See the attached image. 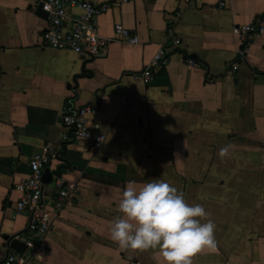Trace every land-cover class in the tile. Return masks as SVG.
<instances>
[{"label": "crops", "instance_id": "crops-1", "mask_svg": "<svg viewBox=\"0 0 264 264\" xmlns=\"http://www.w3.org/2000/svg\"><path fill=\"white\" fill-rule=\"evenodd\" d=\"M90 1L110 3L98 18L108 42L83 57L41 39L40 0H0V264L30 251V215L16 207L15 184L45 145L58 149L50 169L74 192L51 205L45 246L27 264H157L153 250L120 248L109 232L126 182L152 179L215 222L216 247L192 264H264V32L248 48L234 32L260 21L264 0ZM116 23L139 41L117 38ZM158 53L165 65H153ZM79 107L91 108L93 132L105 135L98 148L63 121Z\"/></svg>", "mask_w": 264, "mask_h": 264}, {"label": "built area", "instance_id": "built-area-1", "mask_svg": "<svg viewBox=\"0 0 264 264\" xmlns=\"http://www.w3.org/2000/svg\"><path fill=\"white\" fill-rule=\"evenodd\" d=\"M40 3L43 4V10L48 13V23L42 30L41 39L50 47L67 49L80 56L91 57L98 55L101 48L108 42L100 33L98 18L109 10V2L40 0ZM73 9L82 10V16L77 19L72 17ZM69 22H72V25H69ZM114 31L115 36L119 39H128L133 43L139 41L137 36H132L129 29L120 23L115 24ZM234 32L239 35L240 42L245 48L246 46L248 48L255 36L264 32V15L256 23L237 25ZM175 43H179V39H175ZM244 52L245 50L241 54ZM167 60L164 53H158L152 63L155 66L165 65ZM188 61L192 65H198L194 59ZM238 68L239 62L236 61L232 70ZM151 72L152 69L148 67L143 73L144 79L148 80L151 77ZM91 112L90 107H79L65 114L63 121L77 138L91 139L94 147L98 148L103 143L105 135L93 132L88 119ZM58 156L56 147L45 145L41 152L31 157L29 174L15 184V188L21 193L16 207L30 215L28 229L31 232V237L24 239V243L30 251L22 254L10 253L3 259L2 264H27L32 256V251H41L45 246L43 236L49 231L54 219L51 205L56 203L60 205L65 198L73 194L74 187L66 182L59 171L53 172V178L50 182L54 183V194L47 190V184L42 181L44 170L47 167L50 168ZM15 239L20 240L22 238L20 235H16Z\"/></svg>", "mask_w": 264, "mask_h": 264}, {"label": "clouds", "instance_id": "clouds-1", "mask_svg": "<svg viewBox=\"0 0 264 264\" xmlns=\"http://www.w3.org/2000/svg\"><path fill=\"white\" fill-rule=\"evenodd\" d=\"M231 144L219 148L229 155ZM115 207L120 213L110 226V239L127 250H153L157 264H192L194 253L216 247L215 222L200 203L189 204L182 191L164 179L138 185L126 182ZM38 261L44 259L37 253Z\"/></svg>", "mask_w": 264, "mask_h": 264}, {"label": "water", "instance_id": "water-1", "mask_svg": "<svg viewBox=\"0 0 264 264\" xmlns=\"http://www.w3.org/2000/svg\"><path fill=\"white\" fill-rule=\"evenodd\" d=\"M43 4L40 3L38 5V14L43 16V17H47L48 16V13L46 11L43 10ZM52 178H53V172L50 170L49 167H47L45 170H44V174H43V177H42V181L44 184H48L52 181Z\"/></svg>", "mask_w": 264, "mask_h": 264}]
</instances>
